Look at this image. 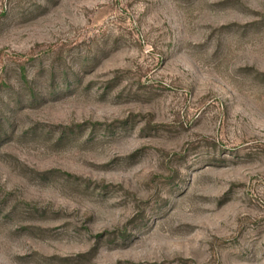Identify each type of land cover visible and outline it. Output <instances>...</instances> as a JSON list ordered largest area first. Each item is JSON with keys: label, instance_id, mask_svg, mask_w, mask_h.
I'll return each instance as SVG.
<instances>
[{"label": "rangeland", "instance_id": "obj_1", "mask_svg": "<svg viewBox=\"0 0 264 264\" xmlns=\"http://www.w3.org/2000/svg\"><path fill=\"white\" fill-rule=\"evenodd\" d=\"M0 264H264V0H0Z\"/></svg>", "mask_w": 264, "mask_h": 264}]
</instances>
